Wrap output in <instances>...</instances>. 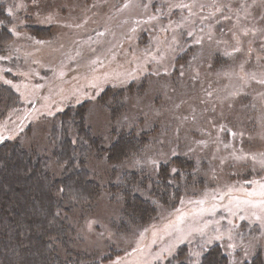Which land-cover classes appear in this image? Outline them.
Returning <instances> with one entry per match:
<instances>
[{
    "label": "rangeland",
    "instance_id": "1",
    "mask_svg": "<svg viewBox=\"0 0 264 264\" xmlns=\"http://www.w3.org/2000/svg\"><path fill=\"white\" fill-rule=\"evenodd\" d=\"M0 3L13 18L0 82L22 98L0 120V143L20 138L50 156V117L88 101L87 119L107 143L115 126L151 129L135 156L91 158L103 186L122 170L155 174L179 154L203 175L177 205L160 204L154 219L125 234L113 225L119 202L103 189L79 225L98 264L164 263L184 245L197 263L214 244L228 264L257 255L264 264V0ZM190 42L197 54L186 64ZM107 87L127 102L115 121L98 100Z\"/></svg>",
    "mask_w": 264,
    "mask_h": 264
},
{
    "label": "trees",
    "instance_id": "2",
    "mask_svg": "<svg viewBox=\"0 0 264 264\" xmlns=\"http://www.w3.org/2000/svg\"><path fill=\"white\" fill-rule=\"evenodd\" d=\"M4 7L0 3V54L6 53L13 39V18ZM33 29L37 34L43 33L42 28ZM191 44L189 53L193 57L196 46ZM192 57L185 63H191L195 58ZM111 91L106 100L105 95ZM121 95V90L107 87L98 96L114 121L127 108ZM21 105L19 92L0 82V120L10 109ZM87 110L88 101H84L68 105L50 117V156L25 145L20 138H7L0 143V264H98V250L85 246L79 225L94 213L103 189L111 200L119 202L120 215L113 225L125 234L154 219L160 204L177 205L203 176L197 162L179 154L161 163L155 174L143 168L122 170L103 186L89 167L91 158L119 163L135 156L150 142L151 129L137 122L119 129L115 126L112 140L107 143L94 132ZM187 253V247L181 246L164 263L155 264H228L220 244L210 247L197 263L186 260ZM262 260L257 255L245 264H262Z\"/></svg>",
    "mask_w": 264,
    "mask_h": 264
},
{
    "label": "snow or ice",
    "instance_id": "3",
    "mask_svg": "<svg viewBox=\"0 0 264 264\" xmlns=\"http://www.w3.org/2000/svg\"><path fill=\"white\" fill-rule=\"evenodd\" d=\"M219 238V237H218Z\"/></svg>",
    "mask_w": 264,
    "mask_h": 264
}]
</instances>
